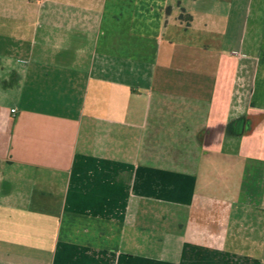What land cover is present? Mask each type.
<instances>
[{"label":"crops","instance_id":"crops-1","mask_svg":"<svg viewBox=\"0 0 264 264\" xmlns=\"http://www.w3.org/2000/svg\"><path fill=\"white\" fill-rule=\"evenodd\" d=\"M0 264H264V0H0Z\"/></svg>","mask_w":264,"mask_h":264},{"label":"trees","instance_id":"trees-1","mask_svg":"<svg viewBox=\"0 0 264 264\" xmlns=\"http://www.w3.org/2000/svg\"><path fill=\"white\" fill-rule=\"evenodd\" d=\"M180 19H186L187 20V23L190 24L191 20H192V16L187 14V13H182L180 15Z\"/></svg>","mask_w":264,"mask_h":264}]
</instances>
